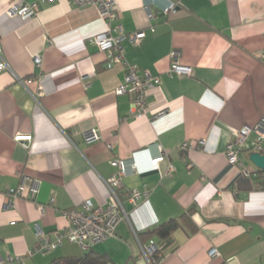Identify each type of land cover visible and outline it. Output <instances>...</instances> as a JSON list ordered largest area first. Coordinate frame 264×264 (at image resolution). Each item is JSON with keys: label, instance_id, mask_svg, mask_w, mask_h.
I'll list each match as a JSON object with an SVG mask.
<instances>
[{"label": "crops", "instance_id": "0c3cea01", "mask_svg": "<svg viewBox=\"0 0 264 264\" xmlns=\"http://www.w3.org/2000/svg\"><path fill=\"white\" fill-rule=\"evenodd\" d=\"M170 1L176 10L163 14ZM8 3L0 0V48L9 65L0 71V259L27 254L35 229L52 239L67 226L63 211L87 199L105 205L104 180L121 159L126 172L116 190L127 218L115 236L92 246L107 254V264H146L139 234L191 207L197 231L174 230L158 245L163 256L155 264H264V172L249 160L254 133L237 147L240 164L225 153L240 128L264 117V0H118L111 35L118 26L144 32L138 45L121 42L125 62L161 80L145 90L140 117L130 114L132 95L116 92L124 64L107 67L89 41L105 30L96 8L53 0L24 20L4 11ZM146 6L156 18H147ZM173 51L190 75L168 74ZM92 128L99 138L86 141ZM16 135H30L29 147ZM184 142L193 147L182 149ZM169 165L170 175L162 174ZM21 182V195L13 197ZM134 188L150 193L129 203ZM86 251L64 242L25 263Z\"/></svg>", "mask_w": 264, "mask_h": 264}, {"label": "built area", "instance_id": "2783aa9c", "mask_svg": "<svg viewBox=\"0 0 264 264\" xmlns=\"http://www.w3.org/2000/svg\"><path fill=\"white\" fill-rule=\"evenodd\" d=\"M53 0H10V3L6 5L4 10L10 16H18L24 20L30 19L37 14V9H39V4L51 3ZM74 6L84 7L92 6L97 9L98 14L102 20L105 22V30L99 34L90 36L89 41L91 44H94L100 52H103L106 57L107 67L115 63L124 64L126 73L123 81L117 86L116 92L123 93L127 92L132 95L130 102V114L133 117H140L145 114L146 108V91L148 88L154 85L160 84L161 80L158 76H152L148 70H143L141 73L138 72L137 68L134 65H128L125 62L123 57V40L127 39L128 42L133 45L140 44L144 32L143 30H134L133 32L124 33L119 28V34L116 36L111 35L110 21L113 20L116 16V11L118 9V0H71ZM177 8L176 2L170 1L166 6L161 10L163 14L175 11ZM147 18L154 19L156 18V13L152 11L150 6H146ZM1 47V44H0ZM171 64H169L168 74H177L178 75H190L191 67L188 65L182 64L178 60V54L176 51L171 52ZM34 62L36 65H39L41 59L39 56H36ZM4 69H9L7 61L2 57V50L0 48V71ZM166 112V109L160 110L155 115H161ZM250 132L254 133L255 141L254 146L252 147V152H258L264 154V117H261L253 126H243L235 135V139L230 142L225 148L227 161L231 163H239L237 159V147H242L244 144L245 138ZM99 135L97 130L94 128L89 129L86 132L85 140L93 141L98 139ZM16 141H21L24 147H29V141L31 140L30 135H16ZM27 140V141H22ZM203 142V141H201ZM182 149H190L193 147V143L184 142L180 146ZM163 159V154H160L151 160V167L153 170H159V164ZM116 166H118V171L115 174L107 177L104 180L106 187L109 192V199L105 202V205H94L91 203V200L87 199L81 203L80 208H72L62 212L63 216L67 219V226L61 230H58L54 233V237L51 239L48 236L42 235L40 230H36L37 241H35V246L24 255H14L9 256L7 261L0 259V264H26L25 260L27 257L32 256V253L44 254L51 252V250L57 249L59 246H62L64 242L74 243L79 245L83 249H91V247L101 241L106 240V238L113 237L116 235V226L120 222L127 218L126 211L123 207L120 198L116 189H122L123 178L126 172V165L124 160L115 159L113 161ZM132 170H136L137 166L135 162L129 164ZM174 167L169 165V167L162 172V174H169L173 171ZM243 175L248 176L250 173L248 170L243 169ZM23 182H21L17 188L10 190V193L13 197H18L23 191ZM37 192V182L34 181L28 192L29 197L33 198ZM150 193L149 189L143 188L131 189L127 196V202L136 203L137 200L148 197ZM40 212L43 211V206L39 207ZM159 247L154 243L153 240H150L146 245H141V255L144 258L146 264H155L156 261H159L161 258H155L154 255L158 251ZM210 255H216L217 252L213 248L209 251Z\"/></svg>", "mask_w": 264, "mask_h": 264}, {"label": "trees", "instance_id": "16d2710c", "mask_svg": "<svg viewBox=\"0 0 264 264\" xmlns=\"http://www.w3.org/2000/svg\"><path fill=\"white\" fill-rule=\"evenodd\" d=\"M260 172H264L261 170ZM194 207L188 208L181 213L180 216L173 217L172 219L165 220L155 227L139 234L142 244L148 243L153 240L158 246L160 242L166 241L170 238L173 231L182 228L187 231V234L197 231V224L192 220ZM159 247V246H158ZM163 256L161 249L155 253L154 257L157 259ZM109 258L106 253L95 252L92 248L79 256L57 258L46 264H107Z\"/></svg>", "mask_w": 264, "mask_h": 264}, {"label": "water", "instance_id": "95a60500", "mask_svg": "<svg viewBox=\"0 0 264 264\" xmlns=\"http://www.w3.org/2000/svg\"><path fill=\"white\" fill-rule=\"evenodd\" d=\"M249 160L259 169L264 170V154L252 152L249 155Z\"/></svg>", "mask_w": 264, "mask_h": 264}, {"label": "rangeland", "instance_id": "374dc122", "mask_svg": "<svg viewBox=\"0 0 264 264\" xmlns=\"http://www.w3.org/2000/svg\"><path fill=\"white\" fill-rule=\"evenodd\" d=\"M91 248H92V247H91ZM88 250H89V249H88ZM88 250H87V251H88Z\"/></svg>", "mask_w": 264, "mask_h": 264}]
</instances>
